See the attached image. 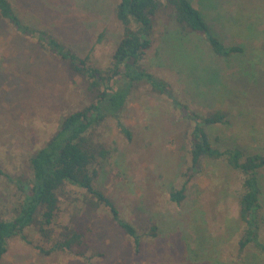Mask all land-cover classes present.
<instances>
[{
  "label": "rangeland",
  "instance_id": "rangeland-1",
  "mask_svg": "<svg viewBox=\"0 0 264 264\" xmlns=\"http://www.w3.org/2000/svg\"><path fill=\"white\" fill-rule=\"evenodd\" d=\"M20 15L46 27L67 48L105 70L121 38L117 0H10ZM225 45L244 52L213 56L192 30L183 32L171 11L155 17L153 47L143 67L170 85L173 99L207 115L227 113L229 124L206 127L213 146L264 154V0H190ZM89 81L21 37L0 20V215L13 217L20 199L16 179L29 177V157L56 132L62 117L95 101ZM121 121L106 119L89 135L107 151L97 156L95 188L140 235L133 241L111 220L107 207L82 189L66 186L47 236L36 226L8 241L0 264H264L249 246L238 258L243 226L238 220L242 175L222 160L206 159L176 204L189 167L192 123L172 98L140 84L128 97ZM12 180H11V179ZM259 238L264 241V170L260 175ZM76 227L89 243L82 256L53 248ZM155 227L152 235V228ZM45 251H50L48 254Z\"/></svg>",
  "mask_w": 264,
  "mask_h": 264
},
{
  "label": "trees",
  "instance_id": "trees-1",
  "mask_svg": "<svg viewBox=\"0 0 264 264\" xmlns=\"http://www.w3.org/2000/svg\"><path fill=\"white\" fill-rule=\"evenodd\" d=\"M161 9L171 11L174 23L183 32L192 30L203 37L213 56L227 60L232 55L244 52L243 47L225 45L218 39L201 11L190 0H117L114 16L121 26V38L112 54L111 65L102 70L92 66L87 56L81 57L67 48L46 27L24 19L10 0H0V20L7 23L15 34L35 41L51 56L65 62L74 73L88 80L90 91L96 93L95 101L61 118L56 132L29 157V177L24 182L22 178L15 180L20 199L11 219H4L0 215V261L7 252L10 239L19 237L27 242L26 229L36 226L42 236H47V227L52 224L58 210V193L68 185L84 190L96 199V204L107 207L111 220L132 239L134 250L138 252L141 237L137 229L120 216L108 197L95 188L97 172L93 166L97 156L105 157L107 151L92 144L89 135L106 119L112 118L116 120L120 132L131 140V132L121 121V113L128 97L140 84L148 85L156 94L171 97L172 104L192 123L188 144L190 164L183 174L181 188L170 191V201L180 204L185 199L188 184L195 174L202 171L204 160L224 161L234 172L242 175L238 220L243 232L238 241L237 256L241 258L249 246L264 255V241L258 234L260 175L264 170V154L246 155L239 148L220 149L213 146L205 128L229 124L227 113L217 110L202 115L191 110L186 104L173 99L166 81L154 76L142 65L153 47L155 17ZM73 228L50 251L57 249L82 256L83 251L79 247L87 246L89 240L76 227ZM155 230L153 227L152 235Z\"/></svg>",
  "mask_w": 264,
  "mask_h": 264
}]
</instances>
